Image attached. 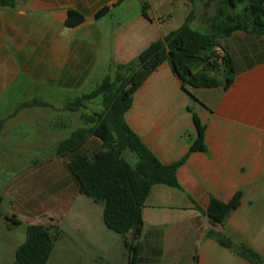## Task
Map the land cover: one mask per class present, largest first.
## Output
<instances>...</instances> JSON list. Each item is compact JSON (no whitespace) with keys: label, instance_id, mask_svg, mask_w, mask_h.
Here are the masks:
<instances>
[{"label":"crops","instance_id":"obj_1","mask_svg":"<svg viewBox=\"0 0 264 264\" xmlns=\"http://www.w3.org/2000/svg\"><path fill=\"white\" fill-rule=\"evenodd\" d=\"M191 1L14 0L13 8H0V99L20 90L30 96L25 103L7 104L10 114L1 121L24 113L44 118L58 145L64 140L59 123L74 121L82 109L70 112V103L54 105L57 97L82 92L101 83L115 66L135 61L193 14ZM104 8L109 14L95 19ZM69 10L84 18L73 29L65 27ZM219 44L235 70L227 90H183L165 62L135 92L125 113L128 128L165 166L180 161L195 138L188 109L206 128V153L190 155L178 169V188L152 187L141 213L136 264H193L194 259L198 264H249L209 238L210 231L264 259V36L235 32ZM100 147L93 137L83 145L90 155ZM123 157L131 165L136 162L128 152ZM70 177L46 210L41 203L24 207L32 218L43 211L48 216L46 223L28 226L59 232L47 264H128L121 237L103 223L102 206L79 195ZM237 193L240 206L222 225L202 213L211 199L226 204Z\"/></svg>","mask_w":264,"mask_h":264},{"label":"trees","instance_id":"obj_2","mask_svg":"<svg viewBox=\"0 0 264 264\" xmlns=\"http://www.w3.org/2000/svg\"><path fill=\"white\" fill-rule=\"evenodd\" d=\"M224 8L210 23L206 33L191 27L193 14L176 30L162 40L148 46L135 61L118 65L89 94L83 95L67 105L70 112L85 109V105L100 99L101 111L90 116H81L83 128L73 131L56 147V155L66 158L67 169L77 183L78 194L101 205L105 227L122 239V245L129 254L128 264H136L137 243L142 231V209L155 185L178 188L176 174L187 158L196 153L205 154V126L191 113L195 138L187 154L178 162L162 165L125 123V113L130 109L135 92L146 79L165 62L171 64L181 88L227 90L235 76L230 56L220 46L235 32L264 36V0H223ZM243 6L239 12L237 9ZM14 0H0V8H13ZM146 6L142 15L146 18ZM231 11L232 13H228ZM109 14L104 8L97 12L99 20ZM84 18L69 10L65 27L73 29L81 25ZM215 49L221 53L220 66H215ZM215 69L222 71L224 80H216ZM0 122V131L2 128ZM93 137L100 141V150L86 157L80 150L85 141ZM132 154L136 162L129 164L124 153ZM241 193L224 204L214 199L205 212L212 222L222 225L229 215L240 206ZM12 225L19 223L5 217ZM59 236L56 228L27 226L25 240L14 253V264H47L54 244ZM208 237L221 247L233 252L249 264H264V259L242 244L214 231ZM193 264H198L194 259Z\"/></svg>","mask_w":264,"mask_h":264},{"label":"rangeland","instance_id":"obj_3","mask_svg":"<svg viewBox=\"0 0 264 264\" xmlns=\"http://www.w3.org/2000/svg\"><path fill=\"white\" fill-rule=\"evenodd\" d=\"M223 8V0H192L194 23L192 28L206 33L210 23ZM241 8L243 6H240L236 12H239ZM228 13L232 12L228 11ZM220 55V51L215 49V66L217 67L220 66ZM214 76L221 82L224 80L222 71L215 69ZM99 83L96 81L75 95H60L54 105L63 107L73 103L82 95L92 92ZM29 99L30 96L27 93L23 94L21 90L15 92V96L11 98L2 97L0 122L10 114V111L7 112V104L25 103ZM100 110L101 103L98 99L86 104L85 109L75 115L74 121H61L59 125L64 127L59 129L60 140L66 139L71 132L85 127L81 116H90ZM42 115L52 114L43 113ZM34 117L35 115L24 113L11 122L2 123L3 129L0 132V264H14L15 250L24 242L25 229L29 223L47 222L48 216H45V211L40 213L38 218L27 215L24 210L26 204L41 203L46 210L57 197L59 186L69 183V176H71L67 169V159L56 157L57 143L49 135L46 120L34 119ZM80 153L86 157L91 156L84 151V148L80 150ZM5 217L14 218L20 225H12ZM114 236L118 235L114 234Z\"/></svg>","mask_w":264,"mask_h":264}]
</instances>
